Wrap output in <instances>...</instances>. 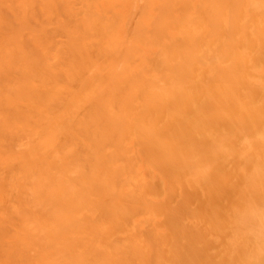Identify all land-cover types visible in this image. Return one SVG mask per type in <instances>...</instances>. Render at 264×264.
Here are the masks:
<instances>
[{
	"label": "bare ground",
	"instance_id": "bare-ground-1",
	"mask_svg": "<svg viewBox=\"0 0 264 264\" xmlns=\"http://www.w3.org/2000/svg\"><path fill=\"white\" fill-rule=\"evenodd\" d=\"M0 264H264V0H0Z\"/></svg>",
	"mask_w": 264,
	"mask_h": 264
},
{
	"label": "rangeland",
	"instance_id": "rangeland-1",
	"mask_svg": "<svg viewBox=\"0 0 264 264\" xmlns=\"http://www.w3.org/2000/svg\"><path fill=\"white\" fill-rule=\"evenodd\" d=\"M6 156H7V154H5V153L0 154V157H1V158H4V157H6Z\"/></svg>",
	"mask_w": 264,
	"mask_h": 264
}]
</instances>
